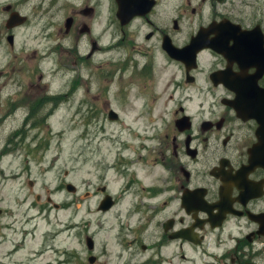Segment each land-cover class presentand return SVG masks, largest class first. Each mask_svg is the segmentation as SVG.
Returning <instances> with one entry per match:
<instances>
[{
	"label": "rangeland",
	"instance_id": "374dc122",
	"mask_svg": "<svg viewBox=\"0 0 264 264\" xmlns=\"http://www.w3.org/2000/svg\"><path fill=\"white\" fill-rule=\"evenodd\" d=\"M189 1L198 11L201 5L202 21L211 16L216 20L231 17L264 27V0H225L223 4L217 0H162L156 25L164 28L177 17L180 4ZM110 3L0 0V109L10 83L19 88L21 98L34 105L40 96H61L57 104L35 106L40 110L31 114L34 125L41 122L43 114L48 118L40 129L28 130L33 125L26 122L27 114L23 117L25 110L18 111V120L8 121L0 129V207L5 210L0 226L9 227L0 231V264H90L88 259L94 253L88 249V236L104 261L105 247L113 252L118 249L117 228L112 229L116 216L128 211L134 199L119 204L111 213L100 214L98 207L105 197L101 190L122 195L133 174L153 183L151 161L163 162L158 146L165 142L163 130L174 119L175 105L168 99L178 79L177 67L161 54L158 37L147 41L151 26L146 29L140 22L142 25L129 27L134 32L123 30L112 21ZM8 5L13 7L10 12L5 10ZM88 6L94 11L85 12ZM12 11L26 16L28 22L8 29ZM69 17H74L75 23L67 34ZM194 24L184 18V32ZM85 27L89 31H84ZM10 36L14 37L13 46ZM136 50L145 57L136 55ZM214 56L208 53V66ZM124 61L129 65L123 70ZM145 65L148 70L142 69ZM138 67L141 78L136 76ZM152 86L159 93L158 106L144 93ZM209 89L221 94L208 85ZM110 111L116 112L119 120L111 121ZM190 111L195 113L197 105L190 106ZM210 111L212 107L208 116L217 114L215 107ZM16 129H22L25 140L14 154L8 151L3 155V147ZM137 134L142 135L135 138ZM140 159L148 166L139 172ZM125 170L122 178L120 173ZM69 183L76 193L67 191ZM39 195L42 198L37 202ZM48 196L60 208L49 205Z\"/></svg>",
	"mask_w": 264,
	"mask_h": 264
},
{
	"label": "flooded vegetation",
	"instance_id": "af4514ba",
	"mask_svg": "<svg viewBox=\"0 0 264 264\" xmlns=\"http://www.w3.org/2000/svg\"><path fill=\"white\" fill-rule=\"evenodd\" d=\"M151 1L143 0L141 8L145 9ZM190 5L180 4L177 17L160 28L154 21L160 15V2L155 0V7L149 14L135 17L122 29L134 32L129 27L136 23L142 25V22L146 29L152 27L146 34L147 41L158 37L162 42L168 38L181 49L201 31L207 41L218 31L230 39L234 33L240 36L259 26L264 32L259 22L246 23L228 17L223 20H230L241 29L234 30L227 24L210 29L215 19L202 21L201 5L200 11L196 7L190 9ZM189 14L196 15V24L183 35V19ZM255 35L259 38L260 33ZM180 39L184 40L183 44ZM233 46L231 40L228 47ZM210 51L216 58L208 66ZM161 53L177 67L178 73V79L173 83L174 93L168 99L175 105L174 119L163 130L165 142H159L158 146L165 174L157 180L156 187L146 184L139 189L133 184L122 195L114 196L112 209L118 207L123 195H126L125 203L134 199L133 205L128 211L118 213L112 225V229L113 226L117 228V251H108L105 247V260L101 261L95 247L94 264H264V115L251 119L250 113H246L244 118L239 117L228 105L235 94L223 86L214 87L211 75L230 65L237 77L235 86L239 79L245 80L238 85L243 103L246 105L256 99L255 104L260 107L264 104V77L256 84L246 81V76L254 75L256 68L245 60L238 47L231 56L237 61L232 64L208 47L200 51L194 61L188 56L174 60L165 55L162 47ZM135 54L145 57L143 52ZM191 61L194 63L189 64ZM148 68L145 65L142 69ZM142 69L136 72L138 78H141ZM208 85L220 90L221 94L208 90ZM19 87L22 89L21 84ZM19 91L5 95L7 99L0 109V126L18 120L19 110L27 111L23 117L27 114L26 122H30L35 106L43 104L44 107L48 103L41 99L34 105L31 100L21 98ZM144 92L149 101L151 98L156 103L159 101V93L153 86ZM192 105H197L195 113L190 111ZM211 107L210 113L214 107L217 109L214 116H208ZM179 121L183 123L178 125ZM22 138L20 129L8 146L12 144L14 152L19 150ZM120 226L126 229L120 230ZM7 228L0 226V231Z\"/></svg>",
	"mask_w": 264,
	"mask_h": 264
},
{
	"label": "water",
	"instance_id": "95a60500",
	"mask_svg": "<svg viewBox=\"0 0 264 264\" xmlns=\"http://www.w3.org/2000/svg\"><path fill=\"white\" fill-rule=\"evenodd\" d=\"M118 1L120 4V14H123V12L126 10V7H125L126 2H125V0L124 1L118 0ZM219 1L223 2L224 0H219ZM25 20H26L25 18H21L20 16H18L16 14L12 15L10 21L8 22V27L13 28L14 26L23 24L25 22ZM125 22L126 21H124V23ZM72 24H73V20L69 19L67 21V24H66L67 28L70 29ZM260 37H261L260 42H255L256 47L252 46V50H250L249 48H246L245 50H241L244 54L246 53L249 56H253L254 59L258 58L260 61H262L263 68H261L260 65L256 64V67L258 68V70L260 68L259 74L257 77L258 79L264 75V37L262 35V32H261ZM9 41L12 44L13 43V37H10ZM227 41L228 40H226L224 38L223 33L218 32V36H216V38H214L208 42V47L214 48V50H216L217 52L227 56L229 54V50H228V47L226 45ZM240 43H244L243 40L240 41ZM165 44H166V48H167L168 52L170 53V55L176 59H182L183 55L185 53H187L190 49V47L185 48V49H178V48L174 47L171 43L170 44L165 43ZM205 44H206V42L204 40L201 41L199 43V46H201L200 48H203L204 46H206ZM259 44H260V46H259ZM245 45H247V44H245ZM238 46H240V45H238ZM257 47H259V48H257ZM115 118H116V115L114 113H111V119H115ZM68 190L75 192L76 189L72 185H69ZM89 247H90V249H92V241L91 240H89ZM91 261H92V259H91Z\"/></svg>",
	"mask_w": 264,
	"mask_h": 264
},
{
	"label": "bare ground",
	"instance_id": "6f19581e",
	"mask_svg": "<svg viewBox=\"0 0 264 264\" xmlns=\"http://www.w3.org/2000/svg\"><path fill=\"white\" fill-rule=\"evenodd\" d=\"M111 49H114L113 47H111ZM142 134H137V136H135V138L137 137H140ZM141 139H144V136L141 138ZM141 161L139 162V166H137V170L140 171L141 168H143V166H148V162L140 159ZM134 164V162L132 163ZM163 169V165L162 164H159L158 167H155L153 170H152V173L157 176V174L159 173V170H162Z\"/></svg>",
	"mask_w": 264,
	"mask_h": 264
}]
</instances>
